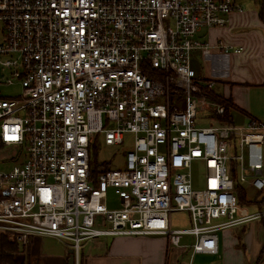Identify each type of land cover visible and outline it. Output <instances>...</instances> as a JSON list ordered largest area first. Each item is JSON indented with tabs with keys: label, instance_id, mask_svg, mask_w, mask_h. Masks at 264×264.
<instances>
[{
	"label": "built area",
	"instance_id": "2783aa9c",
	"mask_svg": "<svg viewBox=\"0 0 264 264\" xmlns=\"http://www.w3.org/2000/svg\"><path fill=\"white\" fill-rule=\"evenodd\" d=\"M235 10V0H0V87L20 88L0 94V142L27 151L0 172V233L20 247L64 241L80 264L103 237L165 236L192 257L218 255L221 231L264 219L237 192L264 190V124L222 122L215 83L193 67L196 51L210 54L198 34ZM127 136L123 167L96 176L94 143L123 148ZM109 189L119 208L106 207ZM176 211L192 226L172 228Z\"/></svg>",
	"mask_w": 264,
	"mask_h": 264
},
{
	"label": "crops",
	"instance_id": "0c3cea01",
	"mask_svg": "<svg viewBox=\"0 0 264 264\" xmlns=\"http://www.w3.org/2000/svg\"><path fill=\"white\" fill-rule=\"evenodd\" d=\"M235 5L236 10L226 26L205 29L198 34L210 46V54L204 57L196 51L193 59L207 66L199 76L212 80L216 94L229 98L233 109L243 115L240 126L253 119L264 124V21L260 15L264 0H235ZM223 46L242 51L227 53ZM250 226L248 232L247 225L235 227V232L224 235L221 231L218 255L192 257L191 249L172 247L163 236H119L86 244L81 261L83 264H264V220ZM185 237L189 240L183 244L193 243V237ZM38 239L32 241L31 254L41 264H68L67 243L66 249L45 255L41 244H37ZM237 242L243 247V256L236 248Z\"/></svg>",
	"mask_w": 264,
	"mask_h": 264
},
{
	"label": "rangeland",
	"instance_id": "374dc122",
	"mask_svg": "<svg viewBox=\"0 0 264 264\" xmlns=\"http://www.w3.org/2000/svg\"><path fill=\"white\" fill-rule=\"evenodd\" d=\"M1 42V38H0ZM193 67L197 71V73H202L204 69H206V64H202L200 60L196 62V60L193 59ZM20 93V88L19 86H2L0 87V94L5 97H10V96H16ZM244 114V113H243ZM230 115L233 120V125H241L243 122V115L238 112L235 109H230ZM200 125H205L204 123H200ZM132 141V136H127L126 137V143L123 145V148H112L104 145H98V149L96 151L97 154V163L99 165L104 164L105 162L110 163V169H115V168H122L124 164V159H123V150H127L130 148V144ZM27 156V151L25 147H17V146H5L1 144L0 142V172L1 171H9L11 170L15 165H20L26 160ZM107 168V164H105L104 169ZM204 166L203 164H195L193 167V176L195 178V189H202L204 188ZM258 192L252 190L251 188H247V195H246V200L247 202H253L255 199L256 195ZM246 210L249 213H253L256 211H259V208L257 205L254 203L248 204V205H243ZM106 207L108 209H116L120 207V202L118 199V196L115 194L113 189H109L107 193V199H106ZM263 220H255L248 222L244 224L245 226L247 225V232L249 228L251 227V223H258L262 222ZM171 223H172V228L176 229H183V228H189L192 226V221L190 218V213L187 211H176L171 214ZM240 227V226H239ZM229 231L235 232L236 228H232L229 230L223 231V235L225 233H228ZM221 233V234H222ZM165 237V236H163ZM185 237L183 242H187L189 239H186ZM240 238V236H239ZM37 244H41L40 247L42 248V252L45 255H51L59 252L60 250L66 249V245L64 241H59L54 238L50 237H43L38 239ZM20 247V246H19ZM21 248V247H20ZM237 250H240L242 253V256L244 255L243 247L241 244L237 242L236 246ZM173 249V248H171ZM173 253V250L171 251ZM170 254L169 257H171L169 260H172V255Z\"/></svg>",
	"mask_w": 264,
	"mask_h": 264
},
{
	"label": "trees",
	"instance_id": "16d2710c",
	"mask_svg": "<svg viewBox=\"0 0 264 264\" xmlns=\"http://www.w3.org/2000/svg\"><path fill=\"white\" fill-rule=\"evenodd\" d=\"M261 18L264 21V10L260 12ZM219 102H222L226 106V114L221 117L222 122L226 124H232L233 120L230 115V109L234 108L233 103L228 98H224L218 95ZM98 149L97 143H94L92 148V158L91 164L94 174L97 176L104 170L109 169L110 163L105 162L104 164L99 165L97 163V154L96 151ZM105 164H107V168L104 169ZM237 192L239 195L240 203L242 205H250L254 203L257 205L259 210L264 209V190L258 192L253 202H247L246 200V191L241 186H237ZM264 220V219H262ZM32 244V243H31ZM31 244L26 247H19V245L15 241H11L9 235L0 233V264H41L39 258L34 257L31 254ZM80 264H83L82 261Z\"/></svg>",
	"mask_w": 264,
	"mask_h": 264
},
{
	"label": "water",
	"instance_id": "95a60500",
	"mask_svg": "<svg viewBox=\"0 0 264 264\" xmlns=\"http://www.w3.org/2000/svg\"><path fill=\"white\" fill-rule=\"evenodd\" d=\"M9 238H10L11 241H14V238H13L12 235H9ZM68 254H69L68 264H76L75 263V256H74L73 250L70 249V251H69Z\"/></svg>",
	"mask_w": 264,
	"mask_h": 264
}]
</instances>
